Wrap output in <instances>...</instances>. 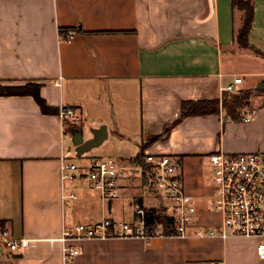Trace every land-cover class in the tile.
Wrapping results in <instances>:
<instances>
[{"label": "crops", "instance_id": "0c3cea01", "mask_svg": "<svg viewBox=\"0 0 264 264\" xmlns=\"http://www.w3.org/2000/svg\"><path fill=\"white\" fill-rule=\"evenodd\" d=\"M252 3V47L240 49L241 12L231 0H0V85H35L53 110L43 113L31 94L0 96V264H264L256 239L196 235L222 223L208 207L212 168L205 156L264 152V0ZM68 28L81 32L66 40L59 30ZM229 85L233 92L224 91ZM241 90L253 93L237 119L221 108L151 140L179 118L183 101H221ZM61 106L78 109L82 123H62ZM101 126L107 137L93 149L121 145L118 159L127 166L144 143V154L177 158L197 222L186 237L71 240L79 254L65 262L63 228L108 217L131 221L136 206L164 204L136 170L108 203L82 175L61 181V156L76 155L78 133L85 142ZM6 240L28 244L13 252Z\"/></svg>", "mask_w": 264, "mask_h": 264}, {"label": "built area", "instance_id": "2783aa9c", "mask_svg": "<svg viewBox=\"0 0 264 264\" xmlns=\"http://www.w3.org/2000/svg\"><path fill=\"white\" fill-rule=\"evenodd\" d=\"M242 78H235L234 85L240 84ZM234 85L224 88L233 92ZM59 120L80 125L82 116L78 109L61 106ZM248 121V118H243ZM75 153L66 151L60 160L61 181L72 180L82 175L91 189L100 199L112 202L120 196L122 181L133 170L140 172L148 190L162 197V213L172 221L173 235L186 237L191 227L197 222V206L194 199L186 193L180 173V162L169 155L144 154L145 169L125 165L121 160L112 157L80 156L86 165L74 162ZM212 168L210 182L213 193L209 208L219 212L222 223L218 230L196 231L197 236L244 237L257 240L256 255L264 260V152L229 154L217 151L205 156ZM144 173V174H143ZM70 198L76 199L71 194ZM136 218L131 221H116L103 218L93 224H77L70 229L63 228L60 241L63 244V260L70 261L79 254V249L67 244L71 240L100 238H150L164 235L162 225L146 222L147 209L136 206ZM26 240H6L10 251L16 252L26 247ZM219 264V263H211Z\"/></svg>", "mask_w": 264, "mask_h": 264}, {"label": "trees", "instance_id": "16d2710c", "mask_svg": "<svg viewBox=\"0 0 264 264\" xmlns=\"http://www.w3.org/2000/svg\"><path fill=\"white\" fill-rule=\"evenodd\" d=\"M234 9L241 12V26L235 33V40L240 49H251L250 30L253 22L254 8L252 0H231ZM74 32H81L80 29H60L59 34L63 35L66 40H69ZM252 90H241L235 94H225L221 101L219 100H197V101H183L180 106V116L171 125L164 127L161 135L153 137L151 140H158L165 136L172 127L184 119L192 116H205L218 114L220 109L225 110L226 116L230 119H237L239 113L249 107V99ZM31 94L37 104L40 106L43 113H50L51 110L43 99L40 98L37 86L27 84L25 86L15 85H0V96L25 95ZM148 144L140 145L138 153L133 158V164L137 167L145 169L144 150ZM144 174V173H143ZM145 181V180H144ZM146 222L148 225L154 223L162 225L164 229V236H172V221L169 217L162 213V208L147 210Z\"/></svg>", "mask_w": 264, "mask_h": 264}, {"label": "rangeland", "instance_id": "374dc122", "mask_svg": "<svg viewBox=\"0 0 264 264\" xmlns=\"http://www.w3.org/2000/svg\"><path fill=\"white\" fill-rule=\"evenodd\" d=\"M239 17H237V19L239 20V27L238 29L240 28L241 26V13H238ZM237 29V30H238ZM129 99L131 100L128 108H129V111H130V114L132 116H135L136 119H132L133 120V125L134 123L136 124V127H137V121L138 120V98H137V93L136 92H132L129 94ZM120 147L121 145H110L109 143L105 142L104 144H102L100 147L96 148V149H93L91 150L89 153H85L83 154L82 156H98V157H108V156H114V157H117L120 158L119 156L120 155H123L122 151L120 150ZM81 158V157H74V162L77 164V165H86L87 164V161L84 159V158Z\"/></svg>", "mask_w": 264, "mask_h": 264}, {"label": "water", "instance_id": "95a60500", "mask_svg": "<svg viewBox=\"0 0 264 264\" xmlns=\"http://www.w3.org/2000/svg\"><path fill=\"white\" fill-rule=\"evenodd\" d=\"M261 84L257 88H262ZM79 141H73L74 146L76 147L75 152L79 157L81 154L90 151L91 149L99 146L107 137L106 128L101 126L100 128L94 130L93 137L85 142L82 141L81 134L78 133Z\"/></svg>", "mask_w": 264, "mask_h": 264}]
</instances>
